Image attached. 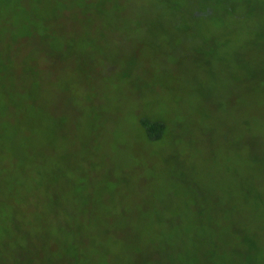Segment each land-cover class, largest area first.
<instances>
[{"label": "rangeland", "instance_id": "obj_1", "mask_svg": "<svg viewBox=\"0 0 264 264\" xmlns=\"http://www.w3.org/2000/svg\"><path fill=\"white\" fill-rule=\"evenodd\" d=\"M0 264H264V0H0Z\"/></svg>", "mask_w": 264, "mask_h": 264}, {"label": "trees", "instance_id": "obj_2", "mask_svg": "<svg viewBox=\"0 0 264 264\" xmlns=\"http://www.w3.org/2000/svg\"><path fill=\"white\" fill-rule=\"evenodd\" d=\"M142 125L151 139L160 136L165 131V126L162 121L149 122L143 120Z\"/></svg>", "mask_w": 264, "mask_h": 264}]
</instances>
